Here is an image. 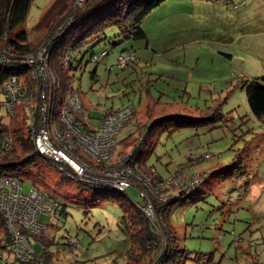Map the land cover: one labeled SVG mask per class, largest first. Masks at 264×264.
I'll return each mask as SVG.
<instances>
[{
	"label": "rangeland",
	"instance_id": "rangeland-1",
	"mask_svg": "<svg viewBox=\"0 0 264 264\" xmlns=\"http://www.w3.org/2000/svg\"><path fill=\"white\" fill-rule=\"evenodd\" d=\"M53 1H32L25 29L34 45L47 31L35 32L33 26ZM139 28L143 37L125 40L111 26L99 43L72 52V65L86 52L79 67L69 69L72 87L84 105L95 109L94 117L110 108L135 109L131 121L136 127L149 121L148 103H156L168 115L183 108L188 118L210 116L218 108L221 120L214 124L198 127L188 119L178 128L177 119L155 127L140 164L143 171L164 179L186 166L192 177L200 174L164 216L185 250L184 264H264V125L249 107L245 86L254 81L264 86V0H164ZM102 50L108 54L92 60L91 55ZM128 51L134 60L119 66L118 55ZM0 114L5 121L1 109ZM126 132L127 128L120 131L117 148L129 141L120 142ZM132 146L127 144V149ZM47 164L41 162L43 176L23 172L19 178L24 192L34 182L65 204L66 213L38 214L47 225L49 264H126L129 248L136 256L138 245L131 244L120 224L121 205L129 204L126 197L102 198ZM180 183L161 188L160 194L176 192ZM126 194L139 201L134 187ZM30 242L36 254L42 252L38 241ZM144 260L128 257V264H145ZM6 262L20 264L11 254L0 257V264ZM151 264H160L159 259Z\"/></svg>",
	"mask_w": 264,
	"mask_h": 264
},
{
	"label": "built area",
	"instance_id": "built-area-1",
	"mask_svg": "<svg viewBox=\"0 0 264 264\" xmlns=\"http://www.w3.org/2000/svg\"><path fill=\"white\" fill-rule=\"evenodd\" d=\"M85 1L73 0V5H81ZM70 23L71 19L56 21L54 29L18 64H13L14 59L4 55H10V52L4 51V57L1 56L3 62L0 63L7 68L22 65L28 71L21 74L20 69H14L16 74L10 75L3 83L1 110L8 117L23 116L37 154L48 158L59 170H71L78 182L121 192L134 187L142 202L140 210L143 216L152 220L156 216L154 201H170L176 193L162 196L161 188L170 189L173 183L181 182L173 191L192 189L199 176H188L189 169H184L169 179H160L158 175L153 179L140 169L136 161L148 134L149 121L136 127L131 121L135 110L129 107L111 109L99 118L94 117L95 110L82 106L78 89L72 86L60 95L61 80L51 67L50 53L55 39L64 33ZM107 54V50H102L91 57L96 61ZM70 60L71 53H67L63 58L65 70L70 68ZM117 60L122 67L134 60V54L131 51L121 53ZM57 103L59 107L53 112ZM27 118L33 119V122L28 124ZM123 128H127V132L120 142L134 139L129 149L123 146L117 148V137ZM11 142L8 134L4 139V148L7 149ZM206 156L202 157L205 159ZM57 206L47 191L31 186L24 192L19 177L0 176V215L9 237L7 254L22 264L28 263L34 255L28 235L41 234L46 229L38 214L42 211L53 213ZM73 242L74 239L70 242L72 248Z\"/></svg>",
	"mask_w": 264,
	"mask_h": 264
},
{
	"label": "trees",
	"instance_id": "trees-1",
	"mask_svg": "<svg viewBox=\"0 0 264 264\" xmlns=\"http://www.w3.org/2000/svg\"><path fill=\"white\" fill-rule=\"evenodd\" d=\"M32 1L33 0H0V61L3 62L1 56L4 57V51H9L10 55H4H7L10 59H14V61H12L13 64H18V61L24 58V55L33 52L39 44V42L35 45L31 43L29 38L30 32L25 29V23L29 15ZM163 1L164 0H86L81 5H72L73 0H54L41 14L38 21L33 26V29L35 32L45 29L47 31L45 34L46 36L54 29L56 21L71 19V23L66 27L64 33L55 39L54 47L50 53L51 67L61 80V93H65L66 90L72 86L73 76H70L69 69L78 68L79 66L77 65L80 64L81 58L86 55V52L83 53L76 65H72L70 60V68L65 70L63 68V58L67 53H80L87 45L93 44L94 46L99 43V41L103 39L100 37L104 35L106 29L111 26H115L124 36L125 40L143 37L144 33L140 30L139 24L152 9L160 5ZM12 67L7 68L5 64L0 63V101L3 97V83H5L10 75L15 73L14 69H20L19 71L21 74L28 71V68L22 65H13ZM262 80L264 81V77H262ZM245 86L247 89L249 107L253 115L261 119L264 125V86L258 84L256 81L248 82ZM57 105L59 106L58 103ZM151 105L152 106H146L145 109V114L148 116L146 118H149L150 124L144 146L148 136H152L154 128L159 127L165 121L180 119L181 121L177 123L179 128L184 127V122H190L188 119L193 121L191 125L198 127L214 124L221 120V115H217L218 108H215V112L210 116H204L203 114L198 118H188V113H185L186 110L183 108L173 110L174 114L168 115L161 113V109L156 103H151ZM152 107L155 114L150 116L149 112L152 110ZM181 111L182 113H180ZM187 111L192 112L191 110ZM6 118L7 119L3 121L0 114V176L12 175L19 177L23 172H27L31 174V176L36 175V177L43 176L44 172L41 170L43 169L41 162H47V165L50 167L49 170H56L62 173L67 179L78 181L71 170H59L48 158L37 154L30 140V130L26 126L23 116H6ZM8 134H10L12 142L9 147L5 149L4 139ZM131 143H134V139H129L125 147H127V144L130 145ZM141 151L136 161L143 171L144 167L140 164ZM30 167L34 169L31 171ZM186 167L177 169L175 174L184 169H190V167ZM35 170L36 173H33ZM143 172L153 179L157 176L153 175L154 173H150L148 169H145ZM189 173L190 170L187 172L188 176L193 175ZM198 176H200V174ZM159 178L164 179L162 177ZM32 184V187H37L34 182H32ZM86 186L95 190L96 194L102 198L109 197L120 200L126 197L129 201V204L127 203L125 206L121 205L123 215L120 224L128 234V240L131 244L136 243L138 245V252L136 256H133V250L129 248L126 264H128V257L133 258L135 261L145 258V264H151L152 261L158 259L160 264H184V260L186 259L185 250L179 248L175 237L171 235L170 229L165 223L164 216L168 208L176 202L179 195L189 189L183 191L176 189L177 191L170 201H154L155 213L156 216L159 217L153 221L143 216L140 210V206L142 205L140 199L138 202H134L126 192L106 187ZM49 195L58 205L56 211L66 213L64 209L65 204L60 203V201L50 193ZM129 210L131 211V216L129 215ZM159 212L161 216H163L162 219ZM162 222L164 225H162ZM135 226L139 227L138 230L133 228ZM28 236V238L38 241L41 245L42 252L36 254L34 250L33 257L25 264H49L51 253L46 251L50 243L48 234L44 231L41 234H29ZM8 240L9 237L4 227V220L0 215V254L4 252L7 253Z\"/></svg>",
	"mask_w": 264,
	"mask_h": 264
},
{
	"label": "crops",
	"instance_id": "crops-1",
	"mask_svg": "<svg viewBox=\"0 0 264 264\" xmlns=\"http://www.w3.org/2000/svg\"><path fill=\"white\" fill-rule=\"evenodd\" d=\"M79 92V91H78ZM80 95V94H79ZM80 99H81V96H80ZM81 103H82V106L84 107V108H86V109H92V108H89V107H87L86 105H84V101L81 99ZM86 106V107H85ZM146 106H152L151 105V103H148ZM110 109H114V108H110ZM110 109H107V111L108 110H110ZM93 110H95V109H93ZM135 110V109H134ZM96 112V111H95ZM105 112V111H104ZM136 112V111H135ZM142 112V111H141ZM103 113V112H102ZM102 113H100L99 114V116L102 114ZM149 114H150V116L152 115H154L155 114V112L153 111V107H152V110L149 112ZM99 116H98V118H99ZM145 116L146 117H148L146 114H145ZM95 119H97V118H95ZM190 171H191V168L189 169ZM196 175V174H195ZM194 175V176H195ZM2 255H4V256H6V257H8L9 255L6 253V252H4V253H2Z\"/></svg>",
	"mask_w": 264,
	"mask_h": 264
},
{
	"label": "bare ground",
	"instance_id": "bare-ground-1",
	"mask_svg": "<svg viewBox=\"0 0 264 264\" xmlns=\"http://www.w3.org/2000/svg\"><path fill=\"white\" fill-rule=\"evenodd\" d=\"M58 107H59V106L56 104V105H55V108H54V110H53V112H55V111L58 109ZM41 156H42V155H41ZM137 156H138V155H136V158H137ZM43 157H44V156H43ZM5 176H7V175H5ZM111 189H112V188H111Z\"/></svg>",
	"mask_w": 264,
	"mask_h": 264
},
{
	"label": "clouds",
	"instance_id": "clouds-1",
	"mask_svg": "<svg viewBox=\"0 0 264 264\" xmlns=\"http://www.w3.org/2000/svg\"><path fill=\"white\" fill-rule=\"evenodd\" d=\"M46 229H47V227H46Z\"/></svg>",
	"mask_w": 264,
	"mask_h": 264
}]
</instances>
